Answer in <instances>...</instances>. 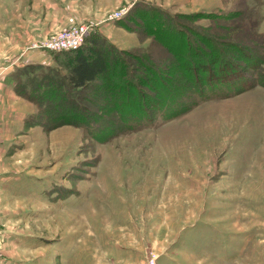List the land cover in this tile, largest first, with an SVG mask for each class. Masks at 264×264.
<instances>
[{
  "label": "rangeland",
  "instance_id": "1",
  "mask_svg": "<svg viewBox=\"0 0 264 264\" xmlns=\"http://www.w3.org/2000/svg\"><path fill=\"white\" fill-rule=\"evenodd\" d=\"M52 1L0 0L16 8V33L41 34L27 37L14 64L27 52L55 58L61 52L32 44L78 26L83 43L106 35L164 68L172 53L136 24L142 8L166 13L193 42L210 34L223 56L241 45L231 65L241 75L264 51V0H54L65 14L53 13ZM261 83L107 142L75 126L42 130L20 157L30 162L0 181V264H264Z\"/></svg>",
  "mask_w": 264,
  "mask_h": 264
},
{
  "label": "trees",
  "instance_id": "2",
  "mask_svg": "<svg viewBox=\"0 0 264 264\" xmlns=\"http://www.w3.org/2000/svg\"><path fill=\"white\" fill-rule=\"evenodd\" d=\"M138 10L136 24L144 22L147 35L172 53L165 69H158L147 53L120 50L94 34L77 50L58 53L50 68L27 65L18 72L23 80L16 92L36 107V113L25 120L26 128L50 131L75 126L93 140L107 142L174 119L203 101L229 98L262 84L264 51L254 65L246 57L243 73L250 76L246 77L231 66L243 51L241 45L234 44L233 58L223 56L221 41L210 34L197 35L199 41L193 42L163 11ZM204 43L209 45L208 52L202 48Z\"/></svg>",
  "mask_w": 264,
  "mask_h": 264
},
{
  "label": "crops",
  "instance_id": "3",
  "mask_svg": "<svg viewBox=\"0 0 264 264\" xmlns=\"http://www.w3.org/2000/svg\"><path fill=\"white\" fill-rule=\"evenodd\" d=\"M64 9L62 4L52 1L53 13L63 11L65 14ZM16 12L13 6L10 9L0 8V181L11 179L5 174L6 169L11 171L23 168V162H30L29 159L23 161L20 157L27 150L30 140L35 139L37 135L40 136L42 132L40 126L25 127L26 118L34 115L36 109L32 102L16 92L18 82L23 80L18 72L27 65L50 68L54 63L49 53L34 51L27 52L23 62L14 64L16 52L23 48L24 42L29 40L27 37L38 38L41 35L39 29L36 31L28 26L27 28L22 27L20 34L16 33L17 28L13 23ZM10 22L13 24L12 31L7 33L4 26ZM56 24L57 22L52 20V25L56 26ZM104 37L108 39L106 35Z\"/></svg>",
  "mask_w": 264,
  "mask_h": 264
},
{
  "label": "built area",
  "instance_id": "4",
  "mask_svg": "<svg viewBox=\"0 0 264 264\" xmlns=\"http://www.w3.org/2000/svg\"><path fill=\"white\" fill-rule=\"evenodd\" d=\"M125 13L118 14L114 19L119 20L123 17ZM86 30L84 27H74L69 33L64 36H58L51 41H46L42 44L33 43L31 47L42 49L44 51L50 52H64V51H74L77 50L83 43V38L86 35ZM1 245V243H0ZM1 247V246H0ZM1 258V252H0Z\"/></svg>",
  "mask_w": 264,
  "mask_h": 264
}]
</instances>
